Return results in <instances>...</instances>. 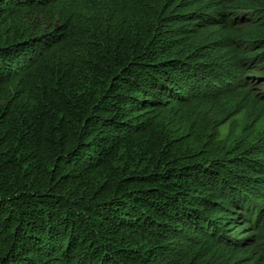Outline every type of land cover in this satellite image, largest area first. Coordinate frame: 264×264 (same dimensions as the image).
<instances>
[{"label":"trees","instance_id":"trees-1","mask_svg":"<svg viewBox=\"0 0 264 264\" xmlns=\"http://www.w3.org/2000/svg\"><path fill=\"white\" fill-rule=\"evenodd\" d=\"M0 264H264V0H0Z\"/></svg>","mask_w":264,"mask_h":264},{"label":"rangeland","instance_id":"rangeland-1","mask_svg":"<svg viewBox=\"0 0 264 264\" xmlns=\"http://www.w3.org/2000/svg\"><path fill=\"white\" fill-rule=\"evenodd\" d=\"M222 134L225 135L226 134V131H223Z\"/></svg>","mask_w":264,"mask_h":264}]
</instances>
